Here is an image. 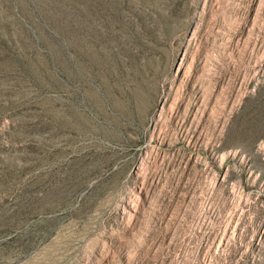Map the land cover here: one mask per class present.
<instances>
[{"label": "rangeland", "instance_id": "374dc122", "mask_svg": "<svg viewBox=\"0 0 264 264\" xmlns=\"http://www.w3.org/2000/svg\"><path fill=\"white\" fill-rule=\"evenodd\" d=\"M0 264H264V0H0Z\"/></svg>", "mask_w": 264, "mask_h": 264}]
</instances>
